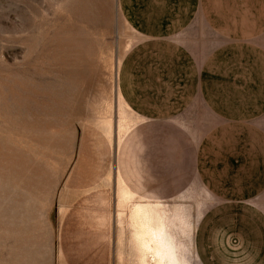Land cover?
I'll use <instances>...</instances> for the list:
<instances>
[{
    "label": "rangeland",
    "instance_id": "1",
    "mask_svg": "<svg viewBox=\"0 0 264 264\" xmlns=\"http://www.w3.org/2000/svg\"><path fill=\"white\" fill-rule=\"evenodd\" d=\"M135 41L118 0H0V264H138L130 216L147 201L180 264H200L193 239L215 200L197 180L195 142L174 154L186 127L149 132L120 99ZM160 143L167 155L149 156ZM126 149L132 197L116 181Z\"/></svg>",
    "mask_w": 264,
    "mask_h": 264
},
{
    "label": "crops",
    "instance_id": "2",
    "mask_svg": "<svg viewBox=\"0 0 264 264\" xmlns=\"http://www.w3.org/2000/svg\"><path fill=\"white\" fill-rule=\"evenodd\" d=\"M118 8L136 35L118 68L120 99L149 132L186 127L174 154L184 147L188 157L185 143L195 142L197 180L215 200L195 231L198 262L264 264V0H118ZM151 146L163 152L149 156L170 150ZM127 149L116 181L132 197ZM132 241L131 233L141 264ZM150 256L146 264H156Z\"/></svg>",
    "mask_w": 264,
    "mask_h": 264
},
{
    "label": "bare ground",
    "instance_id": "3",
    "mask_svg": "<svg viewBox=\"0 0 264 264\" xmlns=\"http://www.w3.org/2000/svg\"><path fill=\"white\" fill-rule=\"evenodd\" d=\"M158 207L157 203H143L136 205L131 213L132 239L140 250L139 261L141 264H146V257L151 255L150 261H155L156 264H180V260L175 256L172 240L166 233L162 216L159 215Z\"/></svg>",
    "mask_w": 264,
    "mask_h": 264
}]
</instances>
